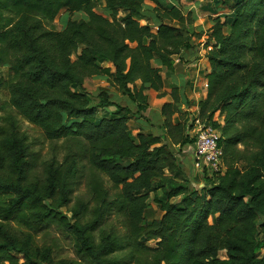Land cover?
Wrapping results in <instances>:
<instances>
[{"label":"trees","instance_id":"16d2710c","mask_svg":"<svg viewBox=\"0 0 264 264\" xmlns=\"http://www.w3.org/2000/svg\"><path fill=\"white\" fill-rule=\"evenodd\" d=\"M217 1L229 13L211 19L201 43L195 12L167 0H105V12L98 0H0L1 106L54 147L63 143L62 157L39 168L15 117L0 123V194L10 193L0 205V264H82L56 259L51 245L8 221L27 205L41 207L33 213L38 226L73 234L77 253L93 264H264V0ZM63 8L66 26H47ZM202 44L210 71L198 115L220 131L226 170L201 171L199 190L180 178L183 148L195 142L186 82L172 86L149 132L130 130L133 108L116 94L142 111L148 91L164 95L163 72H182ZM94 77L117 92L101 89L93 104L85 82ZM84 175L90 198L72 203ZM155 190L164 193L153 197L163 214L147 221ZM114 211L124 236L106 224Z\"/></svg>","mask_w":264,"mask_h":264},{"label":"rangeland","instance_id":"374dc122","mask_svg":"<svg viewBox=\"0 0 264 264\" xmlns=\"http://www.w3.org/2000/svg\"><path fill=\"white\" fill-rule=\"evenodd\" d=\"M99 6L97 9L101 12L104 11V4L105 0H98ZM168 3H178L184 10V12H187V6H191L194 4V1L196 0H167ZM152 3L149 2V0H146V5H151ZM189 4V5H188ZM192 10H194L196 13L194 15L196 16L195 20V26L204 27L202 28L203 34L198 35L196 37V42H204L205 39H207L208 33H205L210 29V22L211 19L220 16L225 17L229 13V8L220 6V2L217 0H213L208 5L207 4H197L192 7ZM10 12L6 13L9 14ZM124 12L120 13V15H123ZM199 15V16H198ZM70 17L68 11L63 8L56 19L54 21L47 20L46 24L49 27L57 28V29H63L66 26L67 20ZM73 18L82 19L86 18L87 15L83 12H75L72 15ZM141 18V23H145V19L142 18V15L138 16ZM177 23V22H175ZM199 23V24H198ZM212 23V22H211ZM205 25V26H203ZM206 27V28H205ZM103 65L110 66L111 64L108 61H101ZM188 75V71L185 72V76ZM192 77L193 84L196 82V74L190 73L189 74ZM165 86L168 88H171L173 84L171 83V80L169 79V74L166 73L165 75ZM189 85H192V81L189 80ZM164 86V87H165ZM197 88H199V84L196 85ZM202 87V85L200 86ZM85 89L91 93V99L93 104H97L99 101V98L97 94L101 89H109L111 92L116 93V89L114 87H110L107 80L104 77H94L85 82ZM202 90V89H200ZM118 95L116 98H120L118 100L121 101L122 104H130L133 108V111L130 115V130L135 134L137 130L142 131H152L150 126H142L141 122L140 125L143 128L138 127L139 123L137 121L138 119H145L147 123H155V109L160 108V101H157V98L159 97V93L154 91H148L149 95V102L147 106L145 105V108L141 111L135 105L126 97H123L121 93H117ZM166 103V102H165ZM133 105V106H132ZM12 108H2L1 102H0V123H6V115L12 114L18 125L20 126V129L22 133H24L27 137V140L30 142V144L33 146L35 151L39 152V158L40 160L37 162L38 167L40 168L43 162H47L50 160L54 154H57L58 157H62L63 155V143H58L55 147L54 145L47 140L43 133L34 125L24 121L19 114L13 113L11 110ZM113 107L109 108H102L99 109L98 113L99 116L109 115L111 111H113ZM191 111V110H190ZM192 112V111H191ZM193 113V112H192ZM150 117V118H149ZM149 119V120H148ZM220 120L222 118L220 117ZM136 122L138 124H136ZM137 130H136V129ZM140 128V129H138ZM164 141L167 142L165 139ZM186 154V157H185ZM192 155V154H191ZM183 158V173L180 175V178L184 179L186 184H190L191 188L193 189H201L204 185L203 178L201 176V171L197 169L194 165L193 161V155L190 156L188 152L184 153L182 156ZM87 172V169L84 168L82 170V174H85ZM106 185L109 186V182H105ZM157 193L160 197H164V193L161 190H155L150 192V198L148 200L149 207L147 208L145 212V218L147 221H151L156 218H160L163 214V211L160 209V205L153 199L154 194ZM10 193H2L0 194V205H5V201L9 198ZM78 197H83L85 199L90 198V191L88 186V176L84 175L79 179V182L77 183L74 193H73V202L74 203ZM172 200L176 201L177 198H173ZM37 210H41V207L33 206V205H27L19 207L8 219V221L16 228L24 229L25 231L31 232L34 235L35 240L38 244L44 245L48 244L51 245L54 249V256L56 259L59 258H71V259H78L81 261L82 264H93L89 258L82 254H78L76 250V238L73 234L65 231L64 229L57 227L54 223H43L42 225L38 226L34 221V212ZM106 224L112 228H116L120 236H124L126 233L123 218L117 214L116 211L111 213L107 220ZM147 244L151 246L156 245V240L147 241ZM124 244V243H122ZM125 249L118 250V258H122V255L125 254ZM264 252V249L262 250ZM119 264H133L129 259L121 260Z\"/></svg>","mask_w":264,"mask_h":264},{"label":"crops","instance_id":"0c3cea01","mask_svg":"<svg viewBox=\"0 0 264 264\" xmlns=\"http://www.w3.org/2000/svg\"><path fill=\"white\" fill-rule=\"evenodd\" d=\"M212 1L213 0H196V1H194L193 5L190 6L188 4L189 6H187L186 8H187V10H192V7L197 5V4H207L208 5ZM220 6H223V5L220 4ZM196 14H198V13H196ZM211 24L212 23L210 22L209 25L211 26ZM203 26H205V25H203ZM202 28H204V27H201V25L199 27V25H198L197 30L200 32L201 30H203ZM209 30L206 31L205 33L209 34ZM202 34H203V32H202ZM202 34H200V35H202ZM181 70H182V72H179V71L177 72L176 71V72L169 73V75H170L169 79L171 80V83L173 85H180V84L186 82L185 92H186V94L188 95V97L192 101V106L189 108V110H191L193 112V114L196 115L198 113V109H199V107H198L199 101L201 99L205 98L206 95H207L206 74L210 71V64H209L208 58L206 57L205 49L203 47V44L200 47L199 57L198 58H194L188 64L183 65V68ZM186 71H188V75L187 76H185V72ZM190 73L196 74V76H195L196 77L195 84H193L192 77L189 75ZM165 74H166V72H163V76ZM164 80H165V76H164ZM189 80L192 81V85L188 84ZM197 84H199V88H197V86H196ZM201 85H202V87H200ZM171 88H168V87L165 86L164 90H163L165 92L164 95L159 96L157 98V101H160V103H161L160 104L161 107H162V105L165 102L172 101V97H171V94H170ZM200 89H202V90H200ZM161 107L158 108V109H155V114L156 115L160 114ZM134 121H137L138 123L141 122L143 127L144 126H148V127L150 126V128L152 129L151 124L147 123L145 119H138L137 118V120H134ZM137 122H136V124H138ZM138 127L143 128V127H141L140 123H139ZM140 128H138V129H140ZM144 132H146V131H144ZM192 148H193L192 144L185 146L183 148V153L188 152L190 154V156H192L193 155V149ZM185 157H186V154H185Z\"/></svg>","mask_w":264,"mask_h":264},{"label":"built area","instance_id":"2783aa9c","mask_svg":"<svg viewBox=\"0 0 264 264\" xmlns=\"http://www.w3.org/2000/svg\"><path fill=\"white\" fill-rule=\"evenodd\" d=\"M179 59L177 58L176 61ZM190 133L195 137L193 145L194 165L200 171L207 169L219 174L226 170L223 162V148L219 144L221 133L211 124L204 122L198 115L193 114Z\"/></svg>","mask_w":264,"mask_h":264}]
</instances>
